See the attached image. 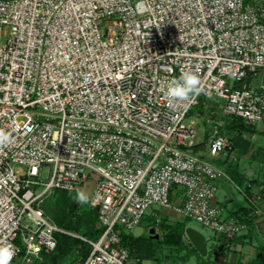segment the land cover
Segmentation results:
<instances>
[{
    "label": "built area",
    "instance_id": "2783aa9c",
    "mask_svg": "<svg viewBox=\"0 0 264 264\" xmlns=\"http://www.w3.org/2000/svg\"><path fill=\"white\" fill-rule=\"evenodd\" d=\"M262 69V0H0V129L15 140L0 148V244L13 246L11 264L43 261L57 233L90 247L72 264H138L122 233L150 205L227 240L246 232L239 216L222 214L217 186L227 182L254 217L264 215V192L247 193L194 151L196 120L210 155L233 149L212 110L263 120L264 81L254 79ZM183 71L198 74L202 90L187 108L169 107L168 81ZM87 178L98 235L66 229L33 205Z\"/></svg>",
    "mask_w": 264,
    "mask_h": 264
},
{
    "label": "rangeland",
    "instance_id": "374dc122",
    "mask_svg": "<svg viewBox=\"0 0 264 264\" xmlns=\"http://www.w3.org/2000/svg\"><path fill=\"white\" fill-rule=\"evenodd\" d=\"M262 1L264 2V0ZM255 77L256 78L254 79H257L256 82H258L259 79L264 81V69H262L261 73H258ZM213 99L214 98L211 97L209 100H213ZM212 113L215 116V118L221 122V124L224 122L225 119L230 120V118L223 115L219 111L212 110ZM243 121L246 122L245 120ZM196 122L198 128L197 141L201 145H199L198 147L195 146L196 148H194V151L205 157L213 164L218 165L223 169H225V171L231 176V178L234 179H237L238 176L240 175L242 176L244 175L245 177L242 179L247 180V178L250 177L247 174L248 169L253 170L261 163L260 166L261 170L258 171L256 168L255 175H258L259 179L264 180V119L252 123L254 126L252 129H244L239 139V141H241V144H247L246 147H248L250 143H253L254 146L260 147L259 149L258 148L257 149L254 148V149L255 151L263 152V156L256 152L257 154L256 156H254V158H247L246 155L241 154L240 153L241 151L236 150V148H233L231 150L227 148L225 152H221L214 156L210 155L207 148L209 136H207V131H205L207 127L201 120L197 119ZM237 163H239V166H237ZM238 167H240L239 170L242 171L241 174L239 173ZM48 171H49V166H44L43 175L47 176ZM253 173L254 172H252L251 174ZM92 187H93V181L90 178H87L84 180L82 186L77 188L79 190H83L87 194L88 196L87 203L78 202V200L76 199L77 189L66 190V189L56 188L53 191L45 193L43 195V200L39 202V204H36L34 202L33 205L35 206L38 205L41 208H43L45 214L53 221H55L58 225L64 228L66 226L67 227L66 229H69L76 233L84 234L85 233L84 230L87 227L88 222H90L88 221L87 218L90 215L89 219H92V214H93V209L89 205V197L92 191ZM174 188L179 192V194L182 193L183 191L181 185H175ZM234 190L232 187H230V185H228V187L224 185L217 186L215 192V201L220 207L221 206L223 207L222 214H226V210H224V207L229 205L227 199L230 198L231 192L237 194L238 200L236 202H238L239 204L244 203L243 201H241L242 199L240 198L241 196L239 195V193L237 191L235 192ZM73 201L75 202L74 207L68 210L70 203ZM153 207H157V206L150 205L146 209V212L142 217V219L145 220V223H142L141 221L136 226H134L133 229L129 231L125 230L124 232L126 233V235L124 236L125 237L124 245L128 248L129 251V261L134 262L137 260L139 261V264H199L197 258H201L203 255L198 256L197 254H194L187 261H184L181 258L182 253L184 252V248L171 246L162 241L163 233L161 230L162 229L161 225L172 224L173 222L179 220L177 219L178 213L175 212L172 213L171 211L169 215L170 218H168L167 213L165 212V210L167 209L162 210L161 207L160 208L157 207L159 208V210L158 209L155 210L153 209ZM157 217H159L160 220L156 221V225H152V226H155V230L156 232H159L160 236L158 238H152L148 236V227L149 224H151ZM184 219L186 220V225H192L200 229L202 232H204L208 243L210 242L211 244V239L213 238L212 235L217 234L215 231L210 229L208 226L202 225L193 218L186 217ZM184 236L186 237L185 233ZM16 242L21 246V249H23V246L21 245L19 239H17ZM85 244L86 243H84V245ZM84 245L80 246V250L84 248ZM229 251L231 252L232 250L227 249L228 253ZM224 252L225 251H218V249L215 248V250L212 251L211 254L214 255V258L210 260H214L215 258H218L219 260L218 263L220 264V262L223 261L222 259H224V257L221 256L222 254H224ZM80 257H81V252L75 246L69 249L65 254H63L62 261H65L67 263H72L79 260ZM207 257L208 255L204 256V258ZM230 259H232V257ZM226 260H228V257L226 258ZM13 264H23V263L19 261ZM203 264H211V263H203Z\"/></svg>",
    "mask_w": 264,
    "mask_h": 264
},
{
    "label": "trees",
    "instance_id": "16d2710c",
    "mask_svg": "<svg viewBox=\"0 0 264 264\" xmlns=\"http://www.w3.org/2000/svg\"><path fill=\"white\" fill-rule=\"evenodd\" d=\"M254 126L252 123H247L244 122L242 119L240 118H231L230 120L225 119L224 122L221 124L220 126V131L221 133H223L224 135L227 136L228 140L230 141V147L234 148L236 146H240L243 148H247L246 145L247 144H241V141H239L241 135H242V131L244 129H252ZM201 144H198L196 147H198ZM194 147V148H196ZM229 148V147H228ZM237 181V183H239L240 185H242L243 183V179L238 176L237 179H235ZM245 190L247 191L248 186L247 184L242 185ZM75 202H71L69 205V209H72V207H74ZM250 209H248L247 207L241 206L235 210H233L232 212H230V214L232 215H236L239 216V218L243 221H245L247 224H249V230H247V234H245L244 236L242 235H238L236 237H234L233 239H239L242 237H249L252 238V227H253V218L254 216L249 214ZM90 215L88 216V225L85 228V235L88 236H96L98 235L101 231H102V226L98 225L96 223L97 221V215L95 210H93V214H92V219H89ZM186 218V217H184ZM151 225H156V220H154ZM162 233H163V238L162 241L166 244H169L171 246H175L178 248H184V252L182 253L181 258L184 261H187L192 255L197 254L198 256H202L201 254H199V252L196 250V248L192 245V243L187 240V238L184 236V228L186 226V220L185 219H181V220H177L175 222H173L172 224H162ZM65 228H67L65 226ZM159 233V232H158ZM126 235V233H122V243L124 244V236ZM57 245L56 247L51 250V251H42V254L44 256L43 261L40 260H35L32 264H55L59 261L62 260V256L63 254H65L69 249H71L72 247H77L78 250L81 252V257L79 260L75 261H82L87 254L89 253L90 247L85 244L84 245V241L81 240L80 238L68 235V234H64V233H57ZM149 236V235H148ZM160 236V235H159ZM240 236V237H239ZM150 237V236H149ZM232 239V240H233ZM84 245V248L82 250H80V246ZM257 249L258 252L255 255V257L253 258V260L250 262V264H264V239H258L257 240ZM214 249H212L211 251H214ZM208 255L207 258H204V256H202L201 258H197V261L199 264H203V263H212L211 259V252L210 250L207 252L206 256ZM72 262V263H75ZM71 263V264H72ZM139 264V261H138ZM229 264V263H227ZM232 264H243L240 261H236L233 262Z\"/></svg>",
    "mask_w": 264,
    "mask_h": 264
},
{
    "label": "crops",
    "instance_id": "0c3cea01",
    "mask_svg": "<svg viewBox=\"0 0 264 264\" xmlns=\"http://www.w3.org/2000/svg\"><path fill=\"white\" fill-rule=\"evenodd\" d=\"M249 146L247 148H243L240 146H236L234 148H236V150H238V151H241L240 153L243 155H246L247 158H254V156H256L257 153L263 156V152L255 151V149L260 148L259 146H254L253 143H250ZM226 154H228V153H226ZM237 166H239V163H237ZM260 166H261V163L257 167H255L253 170L248 169L247 174L250 177L247 178V180H243V184H242V185H245V184L250 183V185H249L250 187L247 185L248 186V189L246 191L247 193L251 194L253 192H257L259 189H261L264 192V180L259 179L258 175H255L256 168L258 171L261 170ZM239 168L240 167H238V170H239ZM241 172L242 171L239 170L240 174H241ZM252 172H254V173L251 174ZM240 176H241V178L245 177L244 175L243 176L240 175ZM219 185L220 186L224 185V186L228 187V184L225 181H221L219 183ZM182 194L183 193H180L181 196H182ZM239 195L241 196L240 198L242 199V200L241 199L240 200L243 201L244 203L239 204L238 202H236L238 200L237 194L234 192H231L230 198L227 199V202L229 205L224 207V210H226V214H230V212H232L233 210H235L241 206L247 207L249 209V205L247 204L246 199H244L241 194H239ZM258 203L260 204L261 208L264 211V196L258 199ZM221 208H223V207L221 206ZM153 209L159 210V208H157V207H153ZM162 210H164V209L162 208ZM171 211L172 210H168V209L165 210L168 218H170L169 215H170ZM172 213H174V211H172ZM177 219L181 220V219H184V217L178 213ZM155 220H156V218H155ZM252 222H253L252 238L242 237V238H239L237 240L236 239L227 240L221 234L217 233L216 235H212L213 238L211 239V244H210V242L208 243V241H207V249H208L207 252L210 250V252L212 254L211 250L214 248H217L218 251H225L224 254L221 255L224 257V259H222L223 261L220 262V264H223V263L224 264H227V263L232 264L233 262H236L238 260L240 262H242L243 264H250V262L253 260V258L255 257V255L258 252L257 240L259 238L264 239V215L262 214L259 216H255L253 218ZM142 223H145L144 219H142ZM150 225L151 224H149V227H150ZM247 233L248 232L246 231V232H243L239 235L244 236ZM206 240H207V238H206ZM227 249H231L232 251L231 252L229 251V253H228ZM227 257H228V260H226ZM231 257H232V259H230ZM213 258H214V255H211V259H213ZM218 262H219L218 258H215L214 260H212L211 264H219Z\"/></svg>",
    "mask_w": 264,
    "mask_h": 264
},
{
    "label": "clouds",
    "instance_id": "9594fccd",
    "mask_svg": "<svg viewBox=\"0 0 264 264\" xmlns=\"http://www.w3.org/2000/svg\"><path fill=\"white\" fill-rule=\"evenodd\" d=\"M202 90L201 80L195 72L183 71L179 76L173 77L168 81L164 93L168 106L173 107L180 104L185 108L188 107V101L198 95ZM15 142L12 134L0 129V148L12 145ZM76 199L80 203H87L88 196L83 190H76ZM15 255L13 246L7 243L0 244V264H11Z\"/></svg>",
    "mask_w": 264,
    "mask_h": 264
},
{
    "label": "water",
    "instance_id": "95a60500",
    "mask_svg": "<svg viewBox=\"0 0 264 264\" xmlns=\"http://www.w3.org/2000/svg\"><path fill=\"white\" fill-rule=\"evenodd\" d=\"M184 233L192 245L196 248L199 254L205 256L207 254V240L206 235L200 229L192 226L186 225L184 228ZM148 235L152 238H158L159 233L156 232L155 226H150L148 228Z\"/></svg>",
    "mask_w": 264,
    "mask_h": 264
}]
</instances>
